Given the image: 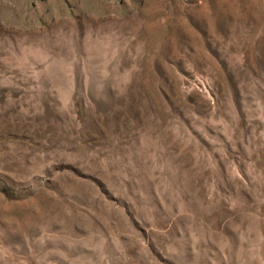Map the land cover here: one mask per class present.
Returning <instances> with one entry per match:
<instances>
[{
    "label": "rangeland",
    "instance_id": "rangeland-1",
    "mask_svg": "<svg viewBox=\"0 0 264 264\" xmlns=\"http://www.w3.org/2000/svg\"><path fill=\"white\" fill-rule=\"evenodd\" d=\"M0 264H264V0H0Z\"/></svg>",
    "mask_w": 264,
    "mask_h": 264
}]
</instances>
